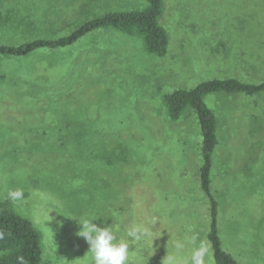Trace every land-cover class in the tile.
Masks as SVG:
<instances>
[{
	"label": "rangeland",
	"instance_id": "1",
	"mask_svg": "<svg viewBox=\"0 0 264 264\" xmlns=\"http://www.w3.org/2000/svg\"><path fill=\"white\" fill-rule=\"evenodd\" d=\"M146 5L1 0L0 43L67 36L88 19ZM159 22L163 56L136 33L102 29L67 48L0 55V201L38 229L41 264L92 262L74 219L85 215L103 216L93 222L112 224L118 237L156 222L131 264H163L189 230L207 239L197 121L191 112L170 120L164 97L214 78L264 81V0H163ZM204 101L217 119L210 192L221 247L238 264H264V93L218 91ZM119 143L137 154L121 171L95 155ZM85 145L93 152L80 159ZM17 188L24 199L13 203L7 192Z\"/></svg>",
	"mask_w": 264,
	"mask_h": 264
},
{
	"label": "trees",
	"instance_id": "2",
	"mask_svg": "<svg viewBox=\"0 0 264 264\" xmlns=\"http://www.w3.org/2000/svg\"><path fill=\"white\" fill-rule=\"evenodd\" d=\"M163 0H147L142 10L108 12L102 16L88 19L76 27L67 36L51 39H33L18 45L1 44L0 55L23 56L38 48L58 49L67 48L93 31L101 29L117 30L125 34L136 33L141 36L144 48L158 56H163L167 50L168 36L165 28L160 24ZM223 91L227 93H243L256 95L264 93V81L247 83L235 78L210 79L200 82L192 88H179L166 94L164 101L170 120H178L185 113L191 112L196 118L198 134L201 138L199 150L201 163L198 169L200 186L210 201L211 225L207 234L215 264H238L236 260L221 247L216 228L217 204L210 192V174L212 158L217 145V119L213 110L205 103L204 97L208 93ZM60 141L55 148H60ZM99 146L98 148H100ZM116 152L109 157L98 152L96 157L103 160L105 165H118V171L123 164H131L137 156L134 149L123 147L121 143L111 145ZM118 147L120 149H118ZM123 148V149H122ZM89 146L81 151L79 158L92 154ZM114 154V156H113ZM113 157H115L113 159ZM0 230L6 233L0 240V264H18L17 257L23 256L27 264H41V236L33 222L0 201ZM86 264H93L89 262Z\"/></svg>",
	"mask_w": 264,
	"mask_h": 264
},
{
	"label": "clouds",
	"instance_id": "3",
	"mask_svg": "<svg viewBox=\"0 0 264 264\" xmlns=\"http://www.w3.org/2000/svg\"><path fill=\"white\" fill-rule=\"evenodd\" d=\"M6 198L13 203L20 202L24 199V190L22 188L9 190ZM98 217L103 216L74 217L80 227L77 235L83 237L89 244L88 253L93 264H131L135 255L134 246L141 245L144 240L152 236L156 223L155 221L133 223L126 229L123 237H118L112 224L101 227L94 223L93 221ZM5 235L6 233L0 230V240L4 239ZM189 246L190 253L184 255V250ZM171 247L172 251L166 253L163 264H211L210 242L202 239L195 231L189 230L188 234L174 240ZM17 261L18 264H27L23 256H18Z\"/></svg>",
	"mask_w": 264,
	"mask_h": 264
},
{
	"label": "crops",
	"instance_id": "4",
	"mask_svg": "<svg viewBox=\"0 0 264 264\" xmlns=\"http://www.w3.org/2000/svg\"><path fill=\"white\" fill-rule=\"evenodd\" d=\"M0 8H1V0H0ZM48 15H46V17H47ZM98 17V16H97ZM102 30H105V31H112V29H102ZM97 31V30H96ZM94 32V31H93ZM100 44H102V42L100 43Z\"/></svg>",
	"mask_w": 264,
	"mask_h": 264
}]
</instances>
